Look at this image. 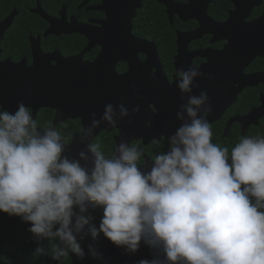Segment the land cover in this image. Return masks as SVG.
Masks as SVG:
<instances>
[{
    "label": "clouds",
    "instance_id": "1",
    "mask_svg": "<svg viewBox=\"0 0 264 264\" xmlns=\"http://www.w3.org/2000/svg\"><path fill=\"white\" fill-rule=\"evenodd\" d=\"M198 69H178L176 87L186 99L176 113L181 125L159 138L168 150L157 154L150 168L143 166L146 170L138 163L143 150L125 137L111 156L93 142L102 123L118 128L140 112L139 105L130 112L123 103H108L99 119L91 113L78 159L65 154L60 132L41 129L23 102L14 114L0 112V211L20 216L38 237L58 238L56 260L69 249L85 258L81 233L93 217L74 209L86 213L91 204L103 209L99 228H89L92 240L102 232L129 254L143 241L156 252L162 249L167 264H264V138L242 137L229 163V149L212 142L207 91L193 94L200 87L197 78H213ZM88 249L93 259H103L92 244ZM34 255H45L43 246ZM138 264L165 261L155 255Z\"/></svg>",
    "mask_w": 264,
    "mask_h": 264
},
{
    "label": "flooded vegetation",
    "instance_id": "2",
    "mask_svg": "<svg viewBox=\"0 0 264 264\" xmlns=\"http://www.w3.org/2000/svg\"><path fill=\"white\" fill-rule=\"evenodd\" d=\"M140 1L137 9V0H0V62L22 64L25 69L36 64L58 68L57 84L72 83L74 87L83 85L87 89L86 98L81 96L76 106L61 111L27 106L41 129L51 126L60 132L68 146L65 154L70 159H78V152L85 149L79 139L84 126L91 123V113H97L99 119L110 102L123 103L130 112L139 105V113L143 112L142 98L138 95L143 80L146 86L151 84L155 89L152 99L148 98L149 110L157 116L166 115L169 118L166 125L174 134L181 125L176 113L186 102L176 87L178 69L187 70L195 65L213 77L197 78L195 83L200 87H194L193 94L198 96L201 91H207L213 107V114L208 117L212 142L229 149L231 163V150L242 137L264 138V0ZM126 7L134 8L132 45L139 41L152 43L157 57L148 59L151 50L147 48L126 47L124 34L120 33L125 30L124 17L118 14L120 8ZM141 19L147 22L144 26ZM229 46L236 54L228 58L224 55ZM127 54L137 61L133 76H127L134 60L131 55L127 59ZM229 60L233 65L243 64L237 76L240 80L228 79L227 74L219 72L221 64ZM117 92L123 96L120 98ZM109 93L113 95L111 100ZM116 97L120 99L118 104ZM4 110L0 104V112ZM125 119L118 128L102 123L96 129L93 142L100 145L104 155L114 153ZM128 141L130 146L138 145L143 150L138 162L142 168L146 165L150 168L155 156L168 150L166 141L144 143L143 137ZM74 211L77 215L93 217L81 233L86 234L81 242L85 258L79 259L69 249L67 257L53 259L59 239L43 238L31 245L35 249L36 245L43 246L45 255L36 256L37 261L27 264H138L142 260V251L129 254L102 232L98 240H92L89 228L92 224L99 228L102 208L89 204L86 213H80L78 208ZM89 244L103 254V259L91 257ZM0 263L5 264L1 259Z\"/></svg>",
    "mask_w": 264,
    "mask_h": 264
},
{
    "label": "water",
    "instance_id": "3",
    "mask_svg": "<svg viewBox=\"0 0 264 264\" xmlns=\"http://www.w3.org/2000/svg\"><path fill=\"white\" fill-rule=\"evenodd\" d=\"M140 4L141 1L137 0V9L140 7ZM133 9V7L120 8V13L118 12L121 17H124L122 23L124 24L125 30L120 31V33H122V35L124 34L123 37L125 38V45H127L126 47H132L133 49L147 48V50H151L149 51L148 59H151L150 57H157L152 43L139 41L137 45H132V43L135 42L132 39L133 37H131L130 35L131 18L134 16ZM145 44L147 45V47L145 46ZM233 53L236 54L234 50L231 51V48L229 46L227 47L224 56H227L229 58ZM128 55L129 54H127L126 56L127 59ZM131 56L134 58V60L132 63L130 62L131 69L129 73H127V76H133L134 69H137L136 58L133 55ZM251 57H249L248 59H250ZM232 63L233 62L230 60L226 63H222L219 68V72L221 73V75L227 74L228 79L240 80L241 77L237 76L241 74L240 71L243 64L235 63L236 65H233ZM208 64L210 65L212 63ZM59 72L60 70L58 68L51 69L49 66L43 67L39 64H36L33 68L25 69L22 64L14 65L8 62H0V104L4 109H9L13 114L18 109V105L20 102H23L26 106L34 107L36 110L41 106L57 108L60 111L62 110V108H66L71 105L76 106V104H78V98H80L81 96L86 98L85 93H87V89H85L83 85H77L76 87H74L72 86V83H67L63 86H60L59 84H57ZM223 82H225V80ZM144 83L145 80H143L142 82L141 89L138 90V95H141L142 98L141 105L143 106V112L137 113V117H128L125 119V128H121V135L116 138L117 143L120 141L121 136L125 137L127 140L143 137L144 143H147L148 141L159 140L161 136L170 137L173 134L172 132H170L169 127L166 125L169 118H167V116L164 114H160L158 116L154 115L149 110L148 98L150 97V99H152L153 95H155V89L152 88L153 86H151V84L146 86V83ZM116 90L118 91V89ZM119 91H121V89H119ZM119 95L121 98L123 96V93L119 94L117 92V96ZM108 96H110L109 99L111 100L113 95L109 93ZM115 100V102L118 104V100L120 99L116 97ZM129 119H132L131 124L128 123ZM149 120L151 121L150 127ZM139 251H142L140 253V259H143L146 256L154 257L156 255L157 258L165 261V264H167L162 249L156 252L155 250L150 249L142 241Z\"/></svg>",
    "mask_w": 264,
    "mask_h": 264
},
{
    "label": "trees",
    "instance_id": "4",
    "mask_svg": "<svg viewBox=\"0 0 264 264\" xmlns=\"http://www.w3.org/2000/svg\"><path fill=\"white\" fill-rule=\"evenodd\" d=\"M144 23L145 21L141 19V26H144ZM30 227L31 224L24 222L20 216H10L0 211V259L5 264H27L37 261V258H34L35 247L31 242L41 241L43 237L34 236L29 231Z\"/></svg>",
    "mask_w": 264,
    "mask_h": 264
}]
</instances>
